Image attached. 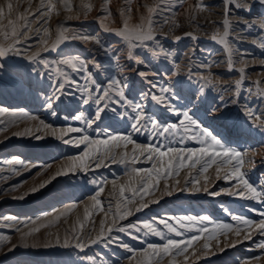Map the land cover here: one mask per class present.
Here are the masks:
<instances>
[{
  "label": "rangeland",
  "instance_id": "1",
  "mask_svg": "<svg viewBox=\"0 0 264 264\" xmlns=\"http://www.w3.org/2000/svg\"><path fill=\"white\" fill-rule=\"evenodd\" d=\"M8 2L9 0H0V7L5 8L4 15L0 17V52L3 53L0 55V65H3V70H0V264H6L14 258L16 264H22V257L25 256L48 264H92L90 257H100L105 264H138L142 259L141 250L147 247V243L161 244L164 241L155 235L145 236L143 232L133 233L139 235L140 239H132L126 233L116 232L115 229L129 223L142 226L143 222H152L165 236L176 239L200 236L187 253H177L173 250L172 254L153 256L152 264H264V249L256 246L264 240V235L255 228V224L244 225L242 220L232 219V216H239L255 223L261 219L259 212L252 210L261 208L258 201L228 194V190L235 191V177L226 178L227 174L232 172L235 160L231 163H221L225 158L217 157L216 163L211 164L207 172L200 171L204 159L191 169L175 165L170 170L172 174L165 178L164 172L169 171L166 168L168 157L163 158L165 167L161 168V158L148 160L140 155L139 149L134 153L133 145L129 144L125 149L124 142L120 141L121 147L112 149L107 155H104L101 146L99 155L103 161L102 166H93L85 171L73 158L82 156L86 150L93 152V157L97 153L95 146L89 149L85 143H79L82 135L103 139L105 137L98 135V132L121 135L131 129L119 118L110 120L102 114V119L93 124L86 133L69 132V127L85 128L84 120L94 114L95 105H83L78 99L65 95L62 102L53 104L57 116H52L51 110L45 104L52 89L47 78L40 80L33 73L34 68L41 72L47 71L37 63L40 58L52 61L61 57L78 56L87 62L88 72L94 74L93 80L96 83L104 82L105 87H108L107 80L110 77L119 78L121 83H124L126 77L128 87L123 89L124 94L129 100L139 101L141 92L150 93L157 90L150 88L138 72H146L151 79H155L153 74L156 73L164 77V80L174 82L177 79L187 80L191 71L194 74L191 88L184 90L185 97L195 98L198 87L205 89V94L201 97L203 104L199 105L197 116L203 126L212 130L213 134L223 133L222 142L225 146L242 151L245 163L241 170L247 173V178L259 189L264 183V119L256 122L260 129H255L251 135L241 136L239 133L233 139V135L226 133V128L241 130L248 127L249 111L264 116V64L260 62L264 60V49L260 47V43L264 42V29L260 27L264 21V7L257 4L250 13L234 7L230 11L228 18L234 26L240 27L229 33L233 61V70L229 71L227 49L211 39L217 33L218 39L223 36L224 0H199L207 5L203 10L195 9L197 0H183L174 12H161L155 32L159 45L173 54L167 58L164 55L153 56L139 48L133 49L134 58H129L127 42L115 35V32L124 26L125 21L130 27L140 24L141 16L149 15L147 7L156 8L160 0H64L69 8H64L59 0H53L57 4L59 14L54 10L46 24L43 23L44 18L39 21L32 18V13L37 11L41 0H10L13 3L10 15L6 8ZM166 2L171 5L175 4L176 0ZM47 3L48 0H44L45 6ZM86 5H91V9L85 7ZM102 8L108 11L102 12ZM10 20L12 24H9ZM26 21L29 22L28 30L17 44L13 32L23 31ZM245 22L254 26L246 29ZM44 28L48 29L47 36L44 35ZM37 29L40 31L37 32ZM58 29L65 30L64 35L69 38L79 33L99 37L103 45L110 46L109 51L118 50V61L111 60L100 45L78 39H68L60 45L57 52H46L45 48H51L56 42ZM185 33H191L197 39L193 40ZM177 36L182 39L176 41ZM45 39L47 44L42 42ZM17 49L21 55H17ZM156 50L159 51L158 48ZM137 59L144 62L138 63ZM94 61L103 65L107 71L97 74L93 67ZM240 68L245 69V79L237 99L235 83L240 79ZM65 70L71 72L70 69ZM54 75L63 79L58 73ZM71 75L80 80L81 89L94 86L93 81L84 79L86 73ZM201 75L207 79L201 80ZM255 81H261L259 89L256 88ZM66 88L71 90L69 85H66ZM109 91L117 89L110 88ZM14 94L29 97L31 101L14 99L6 102ZM76 96H79L78 92ZM184 102L182 100L180 103ZM145 103L146 112L149 115L154 114L162 124H179V119H183L150 99ZM221 104H226L222 109L223 117L216 121L204 122V109L209 105L215 107ZM120 110L123 111L122 108ZM78 113H83L79 121L74 119ZM109 115L113 114L110 112ZM184 123L188 125V121L185 120ZM191 132L192 129L189 128V133L185 134L183 127L174 130L172 146L201 147L199 139L190 138ZM16 133L22 135H15ZM181 138L184 140L182 144L179 143ZM133 139L137 144L151 142V137L146 138L143 132L133 134ZM65 140L69 143L65 144ZM73 142L79 146H75ZM164 143L169 141L165 140ZM17 147L38 148L41 155L20 156L14 151ZM15 160L22 161L25 166L21 167ZM74 163L77 165L75 168L72 167ZM89 164H92L91 160ZM217 167L220 168L219 173L216 171ZM134 168L152 169V172L149 175L147 171H142L137 176L131 174ZM158 168L159 176L156 175ZM57 172L63 174L57 176ZM194 179H198L200 184H194ZM145 180L155 185L154 194L136 192L133 195ZM177 180L179 184L176 183ZM40 183H46L45 188L31 193V189L38 187ZM101 185L104 191L97 196L98 187ZM203 186L208 188V192L194 190L195 187ZM121 188L124 189L123 195ZM212 192H219L220 195L212 196L209 194ZM94 196L102 202L100 205L96 204ZM107 200L112 202L111 206L103 204ZM145 202L148 207L136 211ZM34 205L36 207L31 211H21L24 207L30 208L28 206L34 208ZM72 205L75 207H71ZM45 207L47 211L39 212ZM12 208L15 209V217L10 218L7 214ZM225 208L229 209V212H225ZM126 212H131V215H125ZM204 215L210 218L203 225L208 231L199 233L198 228L201 225H192L185 221L187 227L181 229L184 232L183 237H175L174 233H169L167 228L159 223L161 219H167L174 227H178L180 217ZM121 216L125 218L121 219ZM219 224H230L233 230L219 229L216 227ZM109 227L114 229L112 235L119 236L129 244L132 251L114 244L105 246L103 243H91L101 235L107 237ZM35 228H39V231H33ZM237 229L241 233L239 238L235 234ZM249 232L251 239L244 240V234ZM57 236L60 238V245L56 244ZM74 236L81 238L85 245L83 250L75 247L77 240ZM65 238L69 243L67 247H62ZM237 239L241 242L232 246ZM205 243L209 244L208 249L203 248ZM25 244L28 247H24ZM46 244L48 247L44 246ZM12 245L17 247L9 251ZM193 249L196 250V256L191 255ZM185 255L188 256L187 261L184 259ZM252 257L260 259H251ZM96 264H100V261L97 260Z\"/></svg>",
  "mask_w": 264,
  "mask_h": 264
},
{
  "label": "snow or ice",
  "instance_id": "2",
  "mask_svg": "<svg viewBox=\"0 0 264 264\" xmlns=\"http://www.w3.org/2000/svg\"><path fill=\"white\" fill-rule=\"evenodd\" d=\"M60 4L64 8H69V6L64 2V0H59ZM107 2V0H105ZM183 3V0H176L175 4H167L166 0H160V4L157 5L156 8L153 7H147V11L149 15L147 17L141 16V23L130 27L125 21L124 26L115 32V35L118 37H121L124 41L127 42L128 48H129V58L133 57V49L139 48L143 51H146L148 53H151L153 56H160L164 55L165 58L168 56L173 55L172 53H169L163 49L162 46L159 45L156 37L155 27L157 23L160 20V14L161 12H167V11H173L175 8L179 7ZM259 5L261 7H264V0H224L225 5V11H224V19L222 22L223 25V36L218 39V33L213 35L211 39L213 42H218L221 45L225 47L228 51L229 55V71L233 70V61H232V50L230 47V41L228 40L230 31H236L237 28H239V25L234 26L233 22L228 18L230 11L234 7L235 9L243 10L245 12H251L252 9ZM88 9H91V5H86ZM207 7L206 4H202L197 0V3L195 5V9L203 10ZM6 8L8 11V14L10 15L13 10V3L9 2L6 4ZM56 10V14H59V10L57 9V4L53 2V0H48L47 5L45 6L44 0H41V4L36 12L32 13V18L39 21L41 18L43 19V23L46 24L48 18L51 16L52 12ZM70 10V9H69ZM102 12H107L108 10L106 8H102ZM128 11H131V9H128ZM5 13V8L0 7V17H2ZM97 19H102V17H97ZM192 19H195V16H192ZM167 22V21H165ZM13 22L10 20L9 24H12ZM28 21L25 22L24 30L20 32H13V36L16 38V43H20V37L25 35V32L28 30ZM254 25L245 22L244 28L251 29ZM260 27L264 29V21L261 22ZM40 30L37 29V32ZM64 31L62 29H58V38L54 44H52L51 48H45V51L48 52H57L60 45L67 41L68 39L73 40H82L85 43H88L89 41L94 42L97 45H100L102 48H104L106 55L111 60L118 61L119 55L118 50L117 51H109L110 46H105L102 44L99 37L91 34L86 33H79L74 34L70 38L66 35H64ZM44 35H48V29L44 28ZM186 36H191L193 40L197 39V37L191 33H185ZM176 41H179L182 39V37L177 36ZM262 41H264V38H262ZM44 44H47V40L42 41ZM151 42V43H149ZM253 43L255 44L256 41L254 40ZM260 47L264 49V42L260 43ZM159 49L157 51L156 49ZM143 51L141 54H143ZM17 55H21L19 53V50H16ZM0 55H3L2 52H0ZM242 55V54H241ZM138 63H143L144 61H141L137 59ZM261 64H264V60L260 61ZM37 63L41 64L47 71L41 72L38 69H33V73L36 77H38L40 80H43L47 78L48 85L52 89L51 95L45 100V104L47 107L51 110L52 116H57V112L53 109V104L55 102H62V97L67 95L69 97H72L74 99H78L80 103L83 105H95V112L91 115L90 118L84 120L85 128H79V127H69V132H79V133H86L89 128L92 127L93 124H95L97 121L102 119L103 116H108L110 120H115L119 118V120H122L125 122L126 127H129L131 131H128L124 134L117 135L113 134L111 132H104L100 133L98 132V135H103L105 138L103 139H92L89 135L84 134L79 140V143H85L87 148L92 149L94 146V150L97 153L95 157H93V152L91 151H84L82 156L74 157V161L79 162V167L84 169L85 171H88L91 169V167L100 168L103 164V161L101 159L100 148L101 146L104 149V155L109 154L112 149L120 148L121 144L120 141H123V147L126 149L129 144L133 145V152L135 153L137 149L140 150V155L145 156L146 159L152 160L154 157L161 158V168L165 167L163 158L168 157V161L166 164V168L169 171L164 172V177L167 178L169 175H171V171L175 165H178L179 168H195L197 164H200L201 159H204V163L201 165L200 171L207 172L208 167L211 166V164L216 163L217 157H224L221 161V163H231L233 160H235V165H233L232 172L227 174L226 178L231 179L233 176L235 177L236 183L233 185L235 188V191L228 190V194L232 196H238L245 199H250L254 201H258L261 205L260 209H252L253 211H258L259 215L261 216V219L258 223H255L252 220L245 219L239 216H232L233 220H242L244 225H253L255 224V228L264 235V183H262L258 189V187L254 184V182H250V180L247 178V173L242 171L241 168L243 167L245 160L243 159V153L241 150H238L235 147H227L222 142L224 137L223 133L216 132L213 134V131L210 130L208 127L203 126V123L201 122L200 118L197 116V113L199 112V105L203 104V101L201 100V97L205 94V89L202 87H198L196 89V95L195 98L193 97H185L184 90L186 88H191V81L193 79V73H191L187 78V80L177 79L174 82H168L164 80V77L159 76L158 74L154 73L155 79L148 78L147 73L144 71L138 72V75L144 79L145 83H147L150 88L156 89L157 91H153L150 93H140L141 99L139 101L136 100H129L128 97L124 94L123 89L127 88V78H124V83H121V80L119 78L110 77L107 80L108 87L104 86V82L96 83L93 80V73L88 72L87 70V62L81 58V57H61L54 59L52 61H48L44 58H40ZM175 60H173V64L175 65ZM61 66H64L63 68ZM204 65H201L203 67ZM210 67V65H208ZM93 67L97 70V74L103 71H107L103 65H101L99 62H93ZM65 68L70 69L71 72L66 71ZM0 70H3V65H0ZM240 73V79L236 81L235 83V91L237 94V99L239 98V94L242 91V85L244 83L245 79V69L240 68L238 69ZM55 73H58L60 76L63 77V79H58L55 77ZM71 73H86L84 76V79L93 81L94 86L92 88H88L85 86L83 89H81L80 80L74 79L71 75ZM175 74V73H173ZM201 80L207 79L206 77H203L201 75ZM255 86L257 89H259V86L261 84V81H255ZM66 85H69L71 87V90L66 88ZM117 89V91L110 92L109 89ZM79 93V96H76V93ZM249 92L251 93V89H249ZM264 98V97H262ZM151 100L155 102L156 105L162 106L166 111L175 114L178 118L183 117V119H179V124L172 123V124H162L158 118L155 117L154 114L149 115L146 112V103L145 101ZM222 99V98H221ZM182 100H184V103H180ZM226 107V104H221L219 106L213 107L212 105H209L207 108L204 109L205 116H204V122L206 121H216L223 117L222 109ZM123 109L121 111L120 109ZM2 111V110H0ZM112 113L113 115H109V113ZM217 113H220V115H217ZM249 120V126L246 128H241L240 135H251L255 129H260V125L256 122L261 121L264 119V116L261 114H257L255 111H249L247 112ZM83 113H78L74 119L79 121L82 119ZM195 117V118H194ZM185 120L188 121V125H185ZM45 127H48V125H45ZM180 127H183V131L185 134L189 133V128L192 129L190 138L191 139H199V143L202 145L198 148H177L172 146L173 138L172 134L174 130H179ZM264 131V130H262ZM143 132L146 136V138L151 137V142L147 144H137L136 141L133 139V134H139ZM54 134V133H53ZM15 135H22V133H16ZM206 138V139H204ZM36 139H40V137H36ZM168 140L169 143L165 144L164 141ZM116 142V143H112ZM65 144H68L69 141L65 140ZM75 146H79L78 143L73 142ZM179 143H184L183 138L179 140ZM219 149V150H217ZM126 155V153H125ZM92 161V164H89V161ZM191 162V163H187ZM16 164L21 165V167H24V163L20 160H15ZM73 168L77 167V165L74 163L72 165ZM155 167V166H154ZM142 171H147L149 175H151L152 169H141V168H134L132 170L131 174L139 175ZM217 173L220 172V168L217 167L216 169ZM63 173L57 172L56 175H62ZM178 171L176 172V175H178ZM156 175H160V169L158 168L156 170ZM55 178V177H53ZM205 182H207V177H205ZM177 184H179V180L176 181ZM193 183L198 185L200 184V181L198 179H194ZM187 185V182H186ZM46 183H40L38 187H33L31 189V193H35L39 191L40 189L45 188ZM113 186H115V180H113ZM167 187V186H166ZM155 185H153L149 180H145L138 189H136L133 193L135 195L136 192H142L145 194H154ZM182 191L184 189H181ZM195 191L199 192L203 190L204 192H208V188L206 186L201 187H195ZM104 188L103 186L98 187L97 196L99 193L103 192ZM124 189L121 188V195H123ZM170 194V193H169ZM212 196H218L220 195L219 192H212L209 193ZM24 197H20V199H23ZM93 199L96 201L97 205H100L102 202L98 199H96V196L93 197ZM143 199V197H141ZM71 207H75V205H72ZM148 203H143L140 207L136 209V211H141L143 208H147ZM225 212H229V209L225 208L223 209ZM125 215H131V212H126ZM86 216H87V210H86ZM121 219L125 218V216H121ZM209 216L204 215L202 217H196V216H184L179 218V226L174 227L171 223L168 222L167 219H161L159 223L163 224L169 233H174L175 237H183L184 232L181 229H184L187 227L185 224V221L190 222L192 225L199 224L201 225L198 228L199 233H204L208 231L206 226L204 225L205 221H209ZM34 223V221H33ZM42 227L44 225H41ZM101 226L103 229V221L101 222ZM217 228L232 231V225L230 224H219L216 225ZM33 231H39V228L33 229ZM108 236L105 237L101 235L98 239L92 240V244L97 243H103L105 246L110 245H116L117 247L126 249L128 251H132L129 244L125 243L119 236H113L112 233L114 229L112 227H109L107 229ZM116 232L119 233H126L127 235L131 236L132 239H140L139 235H134L133 233L139 234L141 232L144 233L145 236L151 234L159 237L164 243L157 244V243H147V247L141 250V257L138 261V264H152L153 256L160 257L162 254H172L173 250H175L177 253L184 252L187 253L190 248H193V242L200 239L199 235H192L188 239H176L171 236H165L164 232L159 229L158 226H154L152 222H143L142 226L135 224V223H129L126 226H119L115 229ZM236 236L239 238L241 233L237 229L235 231ZM74 239L77 240V243L75 245L76 248L83 250L85 245L82 242L81 238L79 236H74ZM244 240L251 239V233H245L243 236ZM241 241L237 239L233 242L232 246H235V244L240 243ZM68 239L65 238L63 241L62 247L68 246ZM56 244L60 245L61 241L60 238L56 237ZM45 247H48V245H44ZM258 248L264 249V240H261L257 245ZM17 246L12 245V248L9 249V251H12ZM24 247H28L27 244L24 245ZM35 247V245H33ZM210 246L208 243H205L203 245L204 249H208ZM196 250L193 249L191 255L196 256ZM92 262V264H96L97 260L100 261V264H105V262L100 257H90L89 258ZM185 261L188 260V256L185 255L184 257ZM251 259L259 260L260 257H252Z\"/></svg>",
  "mask_w": 264,
  "mask_h": 264
},
{
  "label": "bare ground",
  "instance_id": "3",
  "mask_svg": "<svg viewBox=\"0 0 264 264\" xmlns=\"http://www.w3.org/2000/svg\"><path fill=\"white\" fill-rule=\"evenodd\" d=\"M14 99H17V100L21 99L22 102L31 101L29 97H24V96L19 95V94H14V96L12 98H10V100H6V102H10V101H12ZM226 133L227 134L230 133L231 135H233L234 136L233 139H234L235 135H238L240 133V130L236 129V128L231 130L228 127V128H226ZM14 151H15V153L17 151V153H18L17 155H20V156L23 155V156H26V157L27 156H40L41 155V152H40V150L38 148L28 149V148H24V147H17L16 150H14ZM50 201L52 202L54 200H50ZM111 203L112 202H110L109 200L103 202V204L107 205V206H109V205L111 206ZM28 207H30V208L24 207L23 210H21V211H25V212L31 211V210L35 209L36 206L34 205V208H31V206H28ZM45 211H47L46 207L41 209V210H39V212H45ZM14 212H15V209L12 208L11 212L8 213L7 216L10 217V218L15 217ZM8 220H10V219H8ZM15 261H16V258L7 261L6 264H16ZM21 263L22 264H48V263H45V262H41L40 263L37 260H35L34 258H29L27 256H25V258L22 257V262Z\"/></svg>",
  "mask_w": 264,
  "mask_h": 264
}]
</instances>
